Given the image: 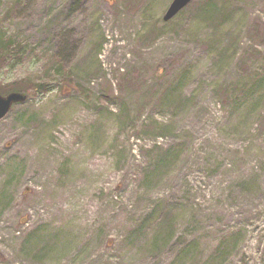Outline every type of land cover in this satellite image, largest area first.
<instances>
[{"label": "rangeland", "instance_id": "374dc122", "mask_svg": "<svg viewBox=\"0 0 264 264\" xmlns=\"http://www.w3.org/2000/svg\"><path fill=\"white\" fill-rule=\"evenodd\" d=\"M171 1L0 0V264H264V0Z\"/></svg>", "mask_w": 264, "mask_h": 264}, {"label": "water", "instance_id": "95a60500", "mask_svg": "<svg viewBox=\"0 0 264 264\" xmlns=\"http://www.w3.org/2000/svg\"><path fill=\"white\" fill-rule=\"evenodd\" d=\"M191 0H172L162 19L170 20L181 9H183ZM27 96L23 93L13 91L3 96L0 94V120L8 113L12 105L23 103Z\"/></svg>", "mask_w": 264, "mask_h": 264}, {"label": "trees", "instance_id": "16d2710c", "mask_svg": "<svg viewBox=\"0 0 264 264\" xmlns=\"http://www.w3.org/2000/svg\"><path fill=\"white\" fill-rule=\"evenodd\" d=\"M220 3H222V0H220ZM206 5H213L214 7H217V1L216 0H208L202 7L205 8ZM259 31V25L257 23H254L253 26H251L248 29V32H251L252 36L257 35ZM15 46V42L11 37H8L4 32L0 30V62L2 65L5 64V61L7 57L10 55V53L13 51V47ZM57 70H60L58 68ZM40 89H45L44 85L39 84L38 85ZM12 91H21L20 87H10V89L6 90L5 92H0L2 94H7Z\"/></svg>", "mask_w": 264, "mask_h": 264}, {"label": "bare ground", "instance_id": "6f19581e", "mask_svg": "<svg viewBox=\"0 0 264 264\" xmlns=\"http://www.w3.org/2000/svg\"><path fill=\"white\" fill-rule=\"evenodd\" d=\"M104 59H105V57H104ZM93 165H94V163H91V166L89 167V169L88 170H93Z\"/></svg>", "mask_w": 264, "mask_h": 264}]
</instances>
